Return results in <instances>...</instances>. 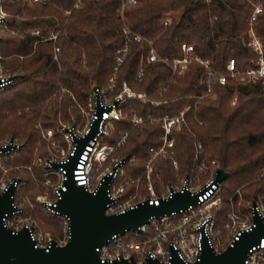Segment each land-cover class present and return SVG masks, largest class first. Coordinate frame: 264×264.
I'll list each match as a JSON object with an SVG mask.
<instances>
[{"label":"trees","instance_id":"trees-1","mask_svg":"<svg viewBox=\"0 0 264 264\" xmlns=\"http://www.w3.org/2000/svg\"><path fill=\"white\" fill-rule=\"evenodd\" d=\"M256 3H261L263 10L254 27L264 42V0H137L123 13L121 0H0L6 12L5 24L0 26V61L14 72L20 69L14 82L0 91V136L21 139L20 152L9 159L10 164L18 165L9 170L10 175L26 180L19 193L35 197L41 190L36 179L45 167L34 166L32 172L27 169L35 150L47 148L37 123L57 127L59 118L80 115L93 85L105 84L114 70L116 50L124 43L125 23L152 38L162 55L183 56L182 43L186 42L194 45L196 53L210 58L217 71L226 72L230 58H235L237 69L243 71L256 60L247 44ZM168 12L175 17L165 26L161 18ZM54 34L56 39L49 38ZM55 46L61 49L59 59H54ZM147 48L133 42L118 73L120 84L126 80L149 96L146 102L131 99L127 108L158 116L177 113L197 101L186 111L183 128L175 133V155L165 159V176L167 180L173 177V158L182 172L192 171L195 144L202 142L204 160L216 159L229 172L223 182V201L215 210L222 225L231 209L230 196L234 195L237 203L241 195L247 210L245 202L264 194V181L259 178L264 171V83L240 85L236 105L231 104L236 85L233 78L226 84H214L215 98L198 99L207 86L201 81L200 66L192 64L170 81V65L145 62L139 77L141 55ZM162 83H168V89L160 96ZM156 99H168V103L155 106L152 102ZM122 126L130 128L131 122H119ZM162 132L160 123L151 121L132 131L123 149L124 154L136 156L129 169L141 172L149 147L160 143ZM30 211L44 229L61 233L60 218L39 209Z\"/></svg>","mask_w":264,"mask_h":264},{"label":"built area","instance_id":"built-area-1","mask_svg":"<svg viewBox=\"0 0 264 264\" xmlns=\"http://www.w3.org/2000/svg\"><path fill=\"white\" fill-rule=\"evenodd\" d=\"M136 2L137 0H121L122 13ZM80 3L81 1L76 6L79 7ZM262 10V4L256 3L249 19L247 44L256 53V60L243 71L237 69L235 58L228 61L226 72L217 71L210 58L196 53L194 45L186 42L182 43L183 56L162 55L157 51L152 38L125 23L124 43L116 50L114 70L105 84L93 85L86 104L81 105L80 115L72 116V120L67 121L59 118L57 127H44L41 122L37 123L41 130V139L48 143L49 150L48 154L38 156L32 164L27 165L31 172L35 164L45 167L42 177L38 180L41 190L35 197L30 194L21 197L18 191L25 181L9 174L10 168L18 167L10 164L9 159L20 152L22 142L18 137L8 136L0 139V195L11 183L16 187L13 195L15 208L3 217L4 225L13 232L26 228L35 241V247L49 250L54 243L67 244L71 238V219L67 214L61 213L57 206L63 192L68 188L67 181L71 175L78 185H83L93 193L109 178L107 193L111 200L106 208L108 214L126 211L147 200L151 204H158L161 199L170 197L175 191L189 190L198 193L197 203L190 204L186 209L174 210L160 217L153 216L138 229L118 232L107 238L96 248L103 262L122 258L134 259L140 263H144L148 258L169 262L176 253L185 262L194 263L202 258L204 240L215 252H222L234 245L245 230L253 227L255 214L264 222V200L256 198L248 201L245 216L232 209L227 214V221L219 225L215 210L223 201L224 181L217 179L220 167H215L210 177L199 185H194V177L191 174L183 176L178 182L170 183L166 179L163 164L166 158L175 154V133L183 128L186 111L197 101L173 114L154 116L151 111L141 114L136 107H127L131 99L146 102L149 99L147 92L133 89L126 80L122 84L118 80L121 66L130 52L132 43L136 42L148 47L141 55L139 77L144 71L145 62L166 63L172 67L174 74L179 75L184 74L194 64L202 68L201 81L207 85L206 90L197 95L198 99L205 96L214 97V84H226L233 78L236 85L231 94V103L235 104L240 85L259 80L264 83V42L254 27ZM5 16L6 13L0 5V26L5 24ZM174 17L172 12H168L162 16L161 23L169 26ZM34 33L41 34L40 30H35ZM56 37L54 34L49 38ZM42 39L46 40L47 37ZM60 50L59 46H55L54 59H59ZM16 78V74L6 73L0 62V91L10 86ZM164 88L167 86L164 85ZM160 93L163 92L160 90ZM152 103L160 106L163 101L156 99ZM164 103H168V99L164 100ZM97 120V130L92 133ZM125 120L131 122L130 128L119 127V122ZM147 121L160 123L163 132L160 135V143L149 147L141 172L135 173L129 169V165L135 162L136 156L124 154L123 149L132 131L141 128ZM86 138L84 146L80 148L81 140ZM195 149L194 165L203 168V165L209 166L211 161L218 163L216 159L208 163L204 160L202 142L197 141ZM173 167L179 168L176 158H173ZM259 178L264 181V171ZM236 192H240V189ZM229 199L233 204L234 195ZM33 209H39L49 217L60 218L63 222L61 233L44 229L30 211ZM222 231L227 235L224 236ZM244 264H264V237L249 249Z\"/></svg>","mask_w":264,"mask_h":264},{"label":"water","instance_id":"water-1","mask_svg":"<svg viewBox=\"0 0 264 264\" xmlns=\"http://www.w3.org/2000/svg\"><path fill=\"white\" fill-rule=\"evenodd\" d=\"M98 122L94 123L92 133L97 130ZM86 140H81L80 148ZM228 175L229 172L220 167L217 179L224 181ZM108 180L93 193L78 185L70 176L68 188L63 192L57 208L71 219V238L65 245L54 243L49 250L35 247V241L26 228L13 232L4 225L3 217L15 208L13 195L16 187L11 183L0 195V264H244L249 249L264 237L263 219L255 214L253 227L245 230L234 245L224 251L215 252L204 240L202 258L194 263L185 262L176 253L169 262L156 258H148L144 263L125 258L103 262L96 248L113 234L138 229L153 216L160 217L174 210L186 209L198 201V193L175 191L158 204H151L147 200L126 211L108 214L106 208L111 200L107 193Z\"/></svg>","mask_w":264,"mask_h":264},{"label":"rangeland","instance_id":"rangeland-1","mask_svg":"<svg viewBox=\"0 0 264 264\" xmlns=\"http://www.w3.org/2000/svg\"><path fill=\"white\" fill-rule=\"evenodd\" d=\"M4 11V10H3ZM5 12V11H4ZM6 13V12H5ZM1 62V61H0ZM1 64H2V66H3V68H4V70H5V72L6 73H12V74H17L18 72H19V70L20 69H17L15 72L14 71H12L10 68H6L5 67V65L1 62ZM179 74L178 73H172V76H171V78H170V81H175L176 80V77L178 76ZM129 84V83H128ZM130 85V84H129ZM164 85H166L167 86V88L165 89L164 88ZM131 86V85H130ZM132 87V86H131ZM133 88V87H132ZM134 89V88H133ZM167 89H168V83H162L161 85H160V87H159V89H158V94L160 95V96H163V94H164V92L165 91H167ZM160 90H161V92H163L162 94L160 93ZM140 91V90H139ZM239 94L240 93H238L237 95H238V97H239ZM216 97V95H214V97H212V98H215ZM237 101H238V98H237ZM164 102V101H163ZM237 103V102H236ZM236 103L234 104V103H231L232 105H236ZM184 109V108H183ZM180 112V111H179ZM63 120V119H62ZM68 120H72V118L71 119H68ZM67 121V120H66ZM82 121H84V119L82 120ZM181 130V129H180ZM180 130H178V131H180ZM8 136H10L11 137V135L10 134H5L4 136H0V139L1 138H5V137H8ZM20 139V138H19ZM20 141H21V139H20ZM48 150H49V145H48V143H47V148H45V149H42V146L40 147V149L38 150V149H36L35 150V152H34V156H33V162L37 159V157L38 156H44V155H46V154H48ZM175 155V154H174ZM172 165H173V162H172ZM35 167H44V166H42V165H39V164H35L34 165ZM215 167H222L221 165H220V162L218 161V163L217 164H215V163H213L212 161H211V164L209 165V166H205V165H203V168H200L198 165H194L193 166V169H192V171H190V172H186V173H184V172H182L181 171V166H180V163H179V168L178 169H175L174 167H173V170H174V174H173V177L171 178V179H169L168 180V182H178L183 176H185V175H187V174H191V175H193V177H194V185H199V184H202V183H204L209 177H210V175H211V173L213 172V170L215 169ZM10 169H12V168H10ZM33 170H34V168H33ZM10 174V173H9ZM42 175H43V172H42ZM42 175H41V177H42ZM40 179V177H38L37 176V179L36 180H39ZM24 181H26L25 179H24ZM26 184V182L23 184V185H25ZM19 192V191H18ZM20 194V196L21 197H25L26 195H28V193H26V194H22V193H19ZM222 197H223V195H222ZM258 198H262L263 200H264V194H260V196L258 197ZM246 203V205L248 206V201L247 202H245ZM243 205H244V200H243V197L240 195L239 196V199H238V201H237V203H234L233 202V204L231 205V209L230 210H232V209H235L239 214H241L242 216H245L246 215V213H247V210H248V208H247V210L245 209V208H243ZM227 219H228V217H227ZM227 219L224 221V222H226L227 221ZM226 235H227V233H226Z\"/></svg>","mask_w":264,"mask_h":264}]
</instances>
